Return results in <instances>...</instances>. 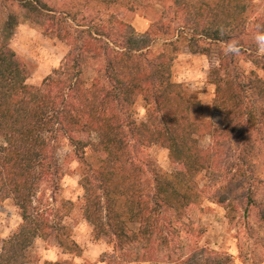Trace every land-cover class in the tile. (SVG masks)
Segmentation results:
<instances>
[{"label":"trees","instance_id":"16d2710c","mask_svg":"<svg viewBox=\"0 0 264 264\" xmlns=\"http://www.w3.org/2000/svg\"><path fill=\"white\" fill-rule=\"evenodd\" d=\"M16 1L19 14L0 3V134L5 140L0 147V192L19 208L21 223L5 242L0 264H26V248L36 237L45 238L50 232L61 247L74 248L59 219L62 214L47 201L35 203L34 197L43 186L55 189L58 185L60 141L66 139L75 150H83L87 142L78 138L83 132L97 135L93 147L100 154L98 165H89L79 180L84 191L83 216L97 237H110L122 253V261L109 258L105 264L169 263L164 261L168 237L163 231L180 221L187 207L201 202L204 191L194 178L216 163L213 154L207 159L209 153L197 147L194 134L202 124L189 117L192 99L172 79L176 48L173 54L154 55L149 50L154 40L151 29L140 33L113 17L101 24L72 25L67 12L57 16L43 0ZM171 2L156 24L158 30L167 31L163 20L169 12L180 13L192 29L187 44L191 53L207 54L212 42L227 44L222 45L226 52L219 50V65L210 72L216 86L213 107L224 114V123L219 131L208 123L207 133L213 139L216 134H229L245 117L252 120L257 115L258 108L241 109L247 93L252 90L250 97L264 101V79L255 76L247 83L237 79L236 55L247 53L249 61L264 69L257 52V33L264 32V26L255 21L248 29L247 0ZM20 19L47 25L45 33L65 39L69 45L62 65L37 85L26 82L25 67L7 42ZM89 67L93 69L91 78L86 77ZM221 70L224 75L219 74ZM139 96L150 108L146 121L137 125L130 110ZM261 111L264 115V107ZM136 131L149 143L166 147L172 164L182 168L171 174L151 170L149 177L144 164L128 150ZM238 186L233 183L214 194L217 203L229 206V213L238 204L255 203L253 198L241 201L235 194ZM259 218L264 223V203ZM130 222L138 223V228L128 229ZM192 247L181 264H232L228 255ZM167 256L181 259L180 254Z\"/></svg>","mask_w":264,"mask_h":264},{"label":"rangeland","instance_id":"374dc122","mask_svg":"<svg viewBox=\"0 0 264 264\" xmlns=\"http://www.w3.org/2000/svg\"><path fill=\"white\" fill-rule=\"evenodd\" d=\"M13 1L0 0V3L19 14L17 1ZM43 1L53 7L57 16L63 11L67 12L68 22L72 25L101 24L113 17L131 24L140 33L151 29L154 40L149 50L154 55L161 52L173 54L176 48L172 79L181 83L192 99L189 117L202 124L194 134L197 147L209 153L207 159L213 154L212 158L216 163L212 166L210 164L211 170L203 169L194 178L204 191L201 202L194 207H187L180 221L169 224L164 229L163 232L168 237L163 251L166 254L164 261L169 262L167 264H181L179 261L190 254L192 245H196L198 248L230 256L232 264H264V223L259 218L260 208L264 203V115L261 111L264 101L261 103L254 96L250 97L251 90L243 97L241 109L247 108L244 111H248L252 107L258 108L257 115H252V120L245 117L231 133L216 134L214 139L207 133L208 123H213L216 131L224 123V114L213 107L216 86L210 72L219 65V50L226 52L223 46L227 47V44L212 42L207 54L191 53L187 44L189 37L193 35L192 29L184 24L180 13L169 12L163 20V26H168L167 31L158 30L159 25L156 24L162 12L172 3L171 0H112L109 3L102 0ZM247 1L249 3L245 14L248 29H252L255 21L264 26V0ZM153 24L154 28H151ZM46 28L47 25L42 23L20 19L11 38L7 40L25 67L26 82L29 84H39L44 77L59 68L69 50L65 39L48 35L45 33ZM257 34V52L262 58L258 60L263 65L264 32ZM228 47L233 49L232 46ZM236 55L240 66L238 80L247 83L255 76L264 79V69L249 61L247 53L237 52ZM219 74L224 75V72L221 70ZM92 75L93 69L89 67L86 77L91 78ZM149 108L143 97L136 99L130 114L137 125L146 121ZM257 117L261 118L259 122ZM78 138L87 142L83 150H75L66 139L60 141L56 153L60 169L58 185L55 189L43 186L34 197L35 203L47 201L50 207L62 214L59 219L67 227L68 239L73 242L74 248L61 247L54 233L50 232L45 238L36 237L26 248V264H45L49 261L59 264H105V260L109 258L122 261V253L117 250L114 241L106 235L97 237L93 226L83 216L84 191L79 180L89 165H98L100 154L93 147V142L97 141L96 134L83 132ZM131 138L128 150L144 164L149 177L151 170L171 174L182 168L180 164H172L166 147L157 142L149 143L141 132L136 131ZM4 144L5 140L0 134V147ZM233 183L239 185L235 194L240 195L241 201L248 202L253 198L255 203L251 205L249 201L248 206L238 204L235 208L231 207L229 213V206L217 203L214 194L224 192ZM20 223L19 208L12 198L5 197L0 192V254L5 242L16 232ZM127 228L136 230L138 223L130 222ZM167 254H180L181 259L174 261V256L167 258ZM138 264L164 262L152 260L139 261Z\"/></svg>","mask_w":264,"mask_h":264}]
</instances>
